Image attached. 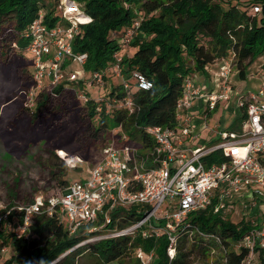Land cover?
<instances>
[{
	"label": "trees",
	"instance_id": "trees-1",
	"mask_svg": "<svg viewBox=\"0 0 264 264\" xmlns=\"http://www.w3.org/2000/svg\"><path fill=\"white\" fill-rule=\"evenodd\" d=\"M70 1L77 3L90 19L89 23L79 25L72 49L76 54L87 55L84 69L87 82H92L91 87H96L92 81L95 72H101L104 80L109 77L105 73L107 69L111 71V77L114 76L111 68L116 53L122 57L119 72L123 78L128 80L137 71L153 84L151 89L144 91L131 83V90L127 92L121 82H112L105 95L97 97L82 89V81L64 83L51 91L36 93L34 111L29 115L31 122L42 118L47 126H52L57 120L77 114L83 128L80 138L83 151L92 143L105 144L116 128H121L128 142L147 151L154 142L146 128L176 127V104L182 96L185 79L225 58L231 59V66L240 75L257 58L264 61V0ZM59 2L0 0V59L17 55L28 62L23 51L27 45L24 34L39 11H43L49 27L56 24L66 26L67 22L55 12ZM253 6L260 7L259 14H253ZM86 17L79 16L78 19L85 22ZM135 22L137 27L133 26ZM131 28L135 29L136 35L127 46L133 52L123 55L125 46L119 40ZM24 87L28 88V83ZM75 90L84 92L86 101L79 100ZM127 96L135 106L133 113L113 104V101H123ZM239 125L236 119L229 129L237 130ZM53 156L52 165L60 171L67 169L63 163L65 160H79L77 157L70 159L65 153ZM66 186V182H61L60 192ZM33 198L23 203H10L0 211V218L10 208L29 204ZM211 208L189 214L185 219L189 226L176 229L175 255L171 260L167 255L169 241L165 234L148 239L138 234H125L89 241L96 236L123 230L139 220L141 216L132 209L111 213L110 223L99 230L89 231L102 225L101 217L72 235L57 216L37 214L29 226L28 237L14 238L15 254L1 264H78L85 255L97 260L98 264H112L129 258L137 248L145 252L153 250L154 264H193L194 259H206L215 250L224 255L222 264H242L250 251L241 243L252 231L254 221L244 218L237 222L220 220ZM6 244L3 239L0 250ZM257 251L259 249H254V253ZM259 257V264H264V255ZM135 264H139V260Z\"/></svg>",
	"mask_w": 264,
	"mask_h": 264
},
{
	"label": "built area",
	"instance_id": "built-area-1",
	"mask_svg": "<svg viewBox=\"0 0 264 264\" xmlns=\"http://www.w3.org/2000/svg\"><path fill=\"white\" fill-rule=\"evenodd\" d=\"M60 1L58 10L66 26L49 27L43 11H39L24 34L27 45L23 51L30 57L32 87L36 90L51 91L61 84L76 82L65 79L63 66L67 61L84 66L87 59L86 54L73 52L72 42L79 25L89 23L90 19L77 3ZM252 11L259 14L260 7L253 6ZM78 16L86 17L87 21L80 22ZM133 26L137 27L138 23ZM135 35L134 28L128 29L119 43L127 46ZM113 58L111 69L120 77L125 91L131 90V83L144 91L152 88V82L137 71L132 73V81L125 80L119 72L121 55L116 53ZM221 61L220 69L214 74L217 90L202 92L192 76L185 79L182 96L176 104L175 128H146L154 142L151 149L145 151L128 142L121 128H116L101 149L97 162L87 170V178L68 183L57 195H37L29 204L10 208L0 222L12 211L17 213L14 238L22 239L28 237L35 215L57 216L72 235L81 227L94 224L99 217L103 221L99 228H102L110 223L111 213L133 209L141 216L139 220L103 237L138 234L148 239L165 234L169 241L167 255L171 260L175 255L174 232L182 224L189 226L185 223L189 214L211 208L215 201L223 203L228 198L236 202L240 196L253 206L264 205V75L257 93H245L238 100V129L218 133L219 122L213 126L214 131L208 126L209 116L218 110L220 103L230 100L233 89L229 80L231 59ZM92 81L102 88L103 74L93 73ZM89 83L91 86L92 82ZM75 94L79 100L86 101L84 92L75 90ZM34 95L30 91V96ZM113 104L129 113L135 110L128 96ZM195 105L199 106L197 114ZM203 130L214 133V139L203 141L200 138ZM262 225L252 229L242 240L241 244L250 251L242 264H250L254 249L264 250V223ZM5 251L3 248L0 253ZM134 253L140 264H149L152 258L140 248Z\"/></svg>",
	"mask_w": 264,
	"mask_h": 264
},
{
	"label": "rangeland",
	"instance_id": "rangeland-1",
	"mask_svg": "<svg viewBox=\"0 0 264 264\" xmlns=\"http://www.w3.org/2000/svg\"><path fill=\"white\" fill-rule=\"evenodd\" d=\"M58 6L55 12L56 15L61 16ZM132 50L125 46L122 54L132 53ZM25 57L27 60L30 58L28 55ZM23 58L15 55L6 60L0 59V211L6 209L10 203H23L37 195L57 194L61 191L59 187L63 181L68 185L70 182L84 180L87 178V170L97 162L101 149L108 142L105 144L92 143L86 151L81 150L83 144L80 138L83 135V128L79 116L75 113L62 120H57L52 126H47L42 118L32 123L29 115L34 111L35 98L30 96V91L36 94L44 89L36 90L32 87L33 82L30 79L32 68L30 62H25V58ZM224 60H228V58ZM221 64L222 61L218 60L205 66L203 71L195 72L192 75L194 84L202 92L217 90V78L214 74L220 69ZM204 72L208 75L206 76ZM63 73L67 81H82V89L87 90L94 97L105 95V90L110 83L121 82L120 77L117 78L115 74L111 77V71L109 72L107 69L105 73L109 77L108 80H104L106 86L98 90L100 87H91L90 83L87 82V72L84 66L71 61L64 64ZM263 75L264 61L262 58H257L246 66L243 75H240L236 68L232 67V73L229 77L230 82L234 85L231 98L229 101L220 103L218 110L212 115V120L208 122V126L213 129L219 120L220 125L216 129L218 133L229 129V124L237 119L236 117L233 120L231 111L234 112V115L235 112H238L239 98L245 93H257ZM128 80L132 81L131 78ZM26 83H28V88L24 87ZM31 97L32 100H30ZM25 109H28L30 113ZM195 116L198 117V115ZM208 134L205 131L204 136L201 135V139L204 140L203 137L209 139L211 136L214 139V133L210 136ZM217 136L219 137V135ZM205 141L207 142V140ZM63 153L68 155L70 159L77 157L79 160H72L71 162L65 160L66 162L63 163L67 169L60 171L52 165L53 155L59 157ZM58 166L62 167L60 164ZM52 173H55V176ZM243 202L244 198L241 196L236 202L229 201L227 198L223 203L215 202L211 210L213 214L219 216L220 220L237 222L244 218L251 222L254 221L255 225L252 229L261 228L264 223V205L253 206L249 201ZM18 219L19 215L12 211L11 214L1 220L0 243L4 239L7 244L5 253H0V264L15 254L13 242ZM99 229V227L94 226L90 228V231ZM103 238V236H96L89 241ZM140 249L147 257H152L149 264H154L156 258L153 250L145 252L142 248ZM260 254L264 255V250L254 253L250 264H259ZM223 257L222 252L215 250L210 252L206 259L201 257L194 259L193 264H222ZM137 261L138 259L133 252L129 258L112 264H135ZM78 264H98V262L85 255Z\"/></svg>",
	"mask_w": 264,
	"mask_h": 264
},
{
	"label": "crops",
	"instance_id": "crops-1",
	"mask_svg": "<svg viewBox=\"0 0 264 264\" xmlns=\"http://www.w3.org/2000/svg\"><path fill=\"white\" fill-rule=\"evenodd\" d=\"M204 73H205V72H204ZM205 75L207 76L208 74L205 73ZM230 84H231L232 88H234L233 83L230 82ZM198 110H199V106H196V105H195V110H194V111H196V114L199 113ZM231 113L233 114L232 116H233V120H234V119L237 117L238 112H235V113H236L235 115H234V112H233V111H231ZM212 115H213V114H212ZM212 115L209 116L208 122H210V121L212 120ZM217 122H219V124H220V121H219V120H217ZM217 122H216V124H217ZM233 122H234V121H232V122L229 124L228 127H230V126L232 125ZM216 124H215V125H216ZM228 127H227V128H228ZM225 129H226V128H225ZM205 131H207V132L209 133L208 136H210V134H212L211 131L203 130V131L201 132V135L204 136V132H205ZM200 138H201V136H200ZM203 138H204V140H203V139H202V140H203V141L207 140V142H210L211 140H213V139H212V136H211V138L209 137V139H206V137H203ZM205 142H206V141H205Z\"/></svg>",
	"mask_w": 264,
	"mask_h": 264
}]
</instances>
